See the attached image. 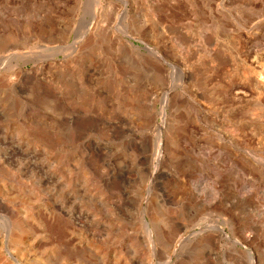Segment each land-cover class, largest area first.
Wrapping results in <instances>:
<instances>
[{
  "label": "rangeland",
  "instance_id": "obj_1",
  "mask_svg": "<svg viewBox=\"0 0 264 264\" xmlns=\"http://www.w3.org/2000/svg\"><path fill=\"white\" fill-rule=\"evenodd\" d=\"M0 264H264V0H0Z\"/></svg>",
  "mask_w": 264,
  "mask_h": 264
},
{
  "label": "bare ground",
  "instance_id": "obj_2",
  "mask_svg": "<svg viewBox=\"0 0 264 264\" xmlns=\"http://www.w3.org/2000/svg\"><path fill=\"white\" fill-rule=\"evenodd\" d=\"M130 46H131V44H129ZM241 75V76H248V75H252V71L250 70V68H248V67H246L245 68V71L243 72V73H241V74H239V73H236V75ZM262 86L260 85V88H261ZM32 247V246H31Z\"/></svg>",
  "mask_w": 264,
  "mask_h": 264
}]
</instances>
